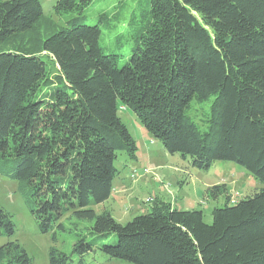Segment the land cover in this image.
<instances>
[{
    "label": "trees",
    "instance_id": "16d2710c",
    "mask_svg": "<svg viewBox=\"0 0 264 264\" xmlns=\"http://www.w3.org/2000/svg\"><path fill=\"white\" fill-rule=\"evenodd\" d=\"M93 1L56 9L80 13ZM42 13L41 0H0V43ZM142 17L123 65L101 46L100 24L79 17L38 51L0 52V173L21 180L38 230L52 232L50 264H89L96 252L106 264H264V187L237 201L226 183L208 187L226 198L212 222L160 196L126 222L95 208L113 193L120 154L139 160L124 105L169 153L204 170L234 161L264 183V0H148ZM211 95L201 129L187 109ZM134 168L136 180L152 172ZM17 228L0 205V264H33ZM62 232L70 250L56 245Z\"/></svg>",
    "mask_w": 264,
    "mask_h": 264
},
{
    "label": "rangeland",
    "instance_id": "374dc122",
    "mask_svg": "<svg viewBox=\"0 0 264 264\" xmlns=\"http://www.w3.org/2000/svg\"><path fill=\"white\" fill-rule=\"evenodd\" d=\"M41 2L43 13L40 18L29 29L18 33L9 41L0 43V52L19 48L38 51L41 48V40L65 27L70 19L79 17L85 22L100 24L101 46L105 52L120 53L119 64L123 65L135 46L134 35L137 28L146 22L142 11L147 10L148 4V0H94L82 12L73 13L58 12L57 0ZM104 13L108 17L102 20ZM49 68L52 69V64ZM214 98V95L208 98L196 96L187 109V113L201 129L208 127V116ZM119 113L137 141L139 160L129 162L125 152L120 154L116 165L122 172L114 180L111 197L105 203L95 206L97 211L109 208L118 220L126 222L137 214L151 210L152 203L146 201L147 197L162 194L167 198L177 199L181 209H204L205 221L212 222L214 206L224 204L226 198L223 195L219 198L208 196V187L226 183L233 192H230L232 201L264 187L263 182L234 161L218 160L208 170L193 166L189 157L185 159L179 153L171 154L159 141L153 139L132 108L124 105ZM133 166L149 167L152 172L142 174L144 176L141 179L131 182L127 176ZM126 177L128 184L123 181ZM21 185V180L0 173V205L13 213L18 227L15 238L33 257V264H50L52 232L41 233L38 230L34 216L21 192ZM66 224L70 225L68 220ZM5 241L7 238L0 237V244ZM72 244L73 237L68 232L59 233L56 245L61 249L70 250ZM106 259L101 252H96L89 259V264H106Z\"/></svg>",
    "mask_w": 264,
    "mask_h": 264
},
{
    "label": "built area",
    "instance_id": "2783aa9c",
    "mask_svg": "<svg viewBox=\"0 0 264 264\" xmlns=\"http://www.w3.org/2000/svg\"><path fill=\"white\" fill-rule=\"evenodd\" d=\"M145 171L146 172H150L151 169L150 168H145ZM130 177L133 178V180H136L137 179V171H136V168H134L132 170V173L130 174ZM146 201L147 202H154V197L149 196V197L146 198Z\"/></svg>",
    "mask_w": 264,
    "mask_h": 264
},
{
    "label": "crops",
    "instance_id": "0c3cea01",
    "mask_svg": "<svg viewBox=\"0 0 264 264\" xmlns=\"http://www.w3.org/2000/svg\"><path fill=\"white\" fill-rule=\"evenodd\" d=\"M128 177V176H127ZM127 177H126V179L125 180H123L124 181V183H127L128 184V179H127ZM229 187V186H228ZM229 189H230V187H229ZM230 192L231 193H233L232 192V190L230 189ZM171 193V192H170ZM172 194V193H171ZM157 196H160V197H163V198H165V199H167V200H169V201H171L174 205H176L177 207H179L178 206V204H177V199L176 200H174V199H172V198H170V197H165L164 195H162V194H157ZM157 196H155L154 198H156Z\"/></svg>",
    "mask_w": 264,
    "mask_h": 264
},
{
    "label": "clouds",
    "instance_id": "9594fccd",
    "mask_svg": "<svg viewBox=\"0 0 264 264\" xmlns=\"http://www.w3.org/2000/svg\"><path fill=\"white\" fill-rule=\"evenodd\" d=\"M154 200H155V198H154ZM150 203H153V202H150Z\"/></svg>",
    "mask_w": 264,
    "mask_h": 264
}]
</instances>
